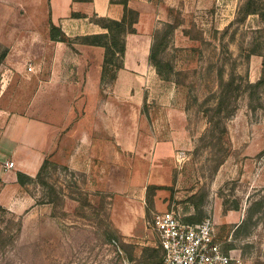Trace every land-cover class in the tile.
<instances>
[{
  "label": "rangeland",
  "instance_id": "obj_1",
  "mask_svg": "<svg viewBox=\"0 0 264 264\" xmlns=\"http://www.w3.org/2000/svg\"><path fill=\"white\" fill-rule=\"evenodd\" d=\"M246 2L145 0L139 34L126 35L133 50L147 55L136 58L139 70L110 67L87 101L78 97L86 91L71 92L75 116L88 113L82 123L107 146L138 132L133 181L147 188L150 219L166 209L185 221L211 216L227 249L264 264V84L247 87L264 77V19L245 16ZM256 4L264 9V0ZM88 17L99 20L95 13ZM50 20L52 0H0V90L10 84L5 95L18 91L11 88L19 75L17 68L1 73V67L21 62V94L31 99L33 85L48 80L55 64H82L56 57L60 49L77 51L82 40L73 36L58 49ZM153 46L159 70L150 59ZM98 60L85 65L97 67ZM70 78L81 80L76 73ZM59 103L60 114L68 107ZM114 131L121 137H111ZM153 183L165 188L148 191ZM23 192L29 196H21V212L0 210V264H154L152 251L142 252L158 247L149 224L140 237H125L135 246L133 262L119 256L116 242H106L108 234L118 240L122 234L111 218L113 193L93 171L48 160Z\"/></svg>",
  "mask_w": 264,
  "mask_h": 264
},
{
  "label": "crops",
  "instance_id": "obj_2",
  "mask_svg": "<svg viewBox=\"0 0 264 264\" xmlns=\"http://www.w3.org/2000/svg\"><path fill=\"white\" fill-rule=\"evenodd\" d=\"M143 2L145 0L129 1V5L140 12L139 22L136 24L137 34L140 32V19L144 15ZM52 10L54 22L61 25L71 37L103 32L98 24L89 21L90 13L118 20L124 14V6L112 3L111 0H69L67 4L52 0ZM72 11L83 13L86 17L73 18ZM126 40L125 67L119 72L138 71L136 58L147 55L140 53V50H133L130 36L126 37ZM51 41L57 43L58 49L67 47L65 42L52 39ZM77 49V51L60 49L56 57L63 60L80 58L82 64L75 66L55 64L50 68V73L53 74L48 80L34 82L35 93L31 99H25L21 94V62L14 67L7 66L6 71L1 67V73H7L10 68H17L19 84L17 83L18 87L11 88L14 91L18 89L16 93L8 92L5 95V83L1 85L3 90H0V205L9 212H21V196L23 201H26L29 195L23 192L27 184L22 185L19 182L18 173L22 172L35 179L46 160L62 162L75 170L93 171L101 178L105 189L113 193L111 218L115 228L125 237H140L149 230L150 217L147 188L144 186L139 189L133 181L135 168L132 154L138 150V132L124 142L113 140V145L107 146L101 139L102 134L82 123L90 119L88 113L75 116L73 107L77 102L71 90L77 88L86 91L78 95L86 101L87 96L89 98L95 91H99L105 59V49L102 46L82 43ZM94 57L100 61L97 67L89 65ZM87 63L89 64L85 65ZM74 73L78 74L81 80L71 81L70 77ZM9 85L7 84L6 89ZM59 100L64 102L63 107H68L60 114L57 107ZM86 101H83L82 105ZM29 106L30 109L27 111L25 107ZM118 132L114 131L111 137L115 139L121 137L122 133ZM11 161L14 162L12 168L7 166ZM149 170H152V164Z\"/></svg>",
  "mask_w": 264,
  "mask_h": 264
},
{
  "label": "trees",
  "instance_id": "obj_3",
  "mask_svg": "<svg viewBox=\"0 0 264 264\" xmlns=\"http://www.w3.org/2000/svg\"><path fill=\"white\" fill-rule=\"evenodd\" d=\"M75 1H91V0H75ZM130 0H111L112 3H120L124 6V14L123 17L118 19H113L108 16H99V20L96 24H98L102 29L103 32L99 33H92L87 34L84 36L79 37V39L82 40V43L88 44V45H95V46H102L105 49V59L102 66V80L106 78V75L109 73L110 67H114L115 70H120L124 67V56L126 52V35L127 34H134L137 33L136 24L139 22L140 18V12L134 8H132L129 5ZM242 10L244 11V15H259L262 19H264V9H261L256 4V0H247L245 5L243 6ZM97 16V15H96ZM71 17L73 18H79V17H86L85 14L80 12H71ZM50 37L52 40L55 41H61L65 42L67 44H71L73 42V39L71 36H69L58 24L54 23L52 20H50ZM150 59L153 60V64L158 69L159 64L156 60V49L155 46H153L151 50ZM159 70V69H158ZM115 77V75H114ZM230 82H224L221 81L222 85H227ZM264 84V77L260 78L256 82H249L247 87L249 89H257L260 86ZM48 160L45 161L41 171L37 175L39 177L41 175L42 170L46 166ZM19 182L22 185L27 184L30 181H33L34 178L25 175L24 173H18ZM163 189L165 186L163 185H150L148 187L149 189ZM0 210L8 212L6 208L0 205ZM149 214V211H148ZM188 222H199L198 220L189 218L187 219ZM107 243H113L116 242L118 249L120 252L123 253L119 256L123 259L128 260L129 262H133L135 259V246H133V243H127L125 241V236L121 235L116 239L112 234L107 235ZM152 251V255L149 259L153 260L152 263L160 262L162 259V249L161 247H144L142 248L143 254ZM147 262L143 263L146 264Z\"/></svg>",
  "mask_w": 264,
  "mask_h": 264
},
{
  "label": "built area",
  "instance_id": "obj_4",
  "mask_svg": "<svg viewBox=\"0 0 264 264\" xmlns=\"http://www.w3.org/2000/svg\"><path fill=\"white\" fill-rule=\"evenodd\" d=\"M7 166L12 168L14 162ZM148 224L156 231L157 246L162 249L161 261L154 264H253L239 249L225 247L211 216L192 223L166 209L155 212Z\"/></svg>",
  "mask_w": 264,
  "mask_h": 264
}]
</instances>
